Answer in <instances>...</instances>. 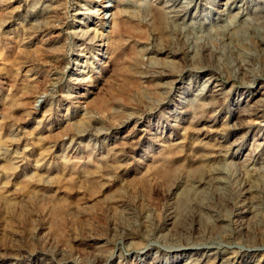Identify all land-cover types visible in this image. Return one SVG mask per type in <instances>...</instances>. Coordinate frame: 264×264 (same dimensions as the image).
<instances>
[{
	"label": "rangeland",
	"instance_id": "rangeland-1",
	"mask_svg": "<svg viewBox=\"0 0 264 264\" xmlns=\"http://www.w3.org/2000/svg\"><path fill=\"white\" fill-rule=\"evenodd\" d=\"M227 1L0 0V264H264V0Z\"/></svg>",
	"mask_w": 264,
	"mask_h": 264
},
{
	"label": "bare ground",
	"instance_id": "bare-ground-1",
	"mask_svg": "<svg viewBox=\"0 0 264 264\" xmlns=\"http://www.w3.org/2000/svg\"><path fill=\"white\" fill-rule=\"evenodd\" d=\"M234 0H228L227 1V3H226V7H233V5H234ZM228 15V14H227ZM226 14H225V12L224 13H222V17H225V16H227ZM231 17V16H230ZM224 19H226V17L224 18ZM236 20V21H238L240 18L238 17V16H234V18L231 20V21H233V20ZM241 21V20H240ZM228 22H230V21H228ZM241 24H243L242 23V21H241ZM229 26V25H228ZM237 26H239L238 24H234L233 23V26L232 27H237ZM231 28V27H230ZM237 30V29H236ZM96 36V35H95ZM95 36H94V38H95ZM220 90V89H219ZM218 92V91H217ZM218 93H220V92H218ZM257 93H251V95H249V99H248V101H247V103H249L250 101H252V99L254 98V95L255 96H257L256 95ZM219 95V94H218ZM263 105H264V98H263ZM238 103V102H237ZM247 107H248V105H247ZM250 107V106H249ZM248 107V108H249ZM247 108V109H248ZM248 111V110H247ZM244 113V112H243ZM246 113V112H245ZM253 114L252 113H247V114H244L243 116H247V117H251ZM258 115V114H257ZM210 157V156H209ZM210 162H211V160H209ZM206 165H207V163H206ZM210 165V164H209ZM251 167V166H250ZM249 167V168H250ZM251 170V169H250ZM210 181H212L213 183H217V185L219 186V187H217L216 189L217 190H219V192H221V193H224V192H228V190H229V183H228V181H226V180H223L222 179V174L223 173H221V171H219V168L217 167V168H213V167H211L210 168ZM251 173H253V172H251ZM254 174V173H253ZM225 175V174H224ZM255 175V174H254ZM209 176V175H208ZM217 176V177H216ZM221 177V178H220ZM256 182H257V178H253V181H252V183H251V186H249V188H248V190L246 191L247 192V194L250 196V198H251V204H250V206L251 207H249V209H248V212H246L247 214H246V216L244 217V222H243V224H242V226H241V228L243 229V230H247L249 233H250V231H252V232H254L255 231V229H258V228H260L261 229V231L263 232V227H264V209H262V203H261V201L259 200L260 198H258L259 196H257V192H258V190H259V186L258 185H261L260 183L259 184H256ZM261 182V181H260ZM262 183V182H261ZM186 186V185H185ZM262 186V185H261ZM216 189H215V191H216ZM184 190V189H183ZM246 190V189H245ZM259 193V192H258ZM262 193H264V192H262ZM249 198V199H250ZM263 200V199H262ZM264 204V203H263ZM249 206V205H248ZM211 212H213V211H211ZM241 221V220H240ZM222 222V221H221ZM243 225H245V226H243ZM263 228V229H262ZM246 231V232H247ZM257 231H259V229L257 230ZM261 231H260V233H261ZM249 233L247 234V235H249ZM264 234V233H263ZM260 235V234H259ZM262 235V234H261ZM249 237V236H248ZM263 239V238H262ZM261 239V240H262ZM258 252V251H257ZM199 259V258H198ZM177 260V263L179 262V261H182V262H184L183 264H199L200 262H198L197 260H195V259H193V258H191L190 256H189V258H187V260L185 261V260H182V259H176ZM200 261V260H199ZM224 261V260H223ZM181 262V263H182ZM225 264H226V262H225ZM245 264H262V258L259 256V254H254L253 256H251V257H249L248 258V260L245 262Z\"/></svg>",
	"mask_w": 264,
	"mask_h": 264
}]
</instances>
